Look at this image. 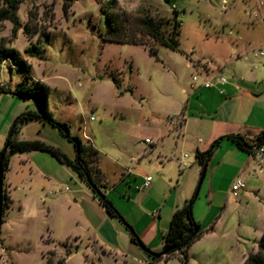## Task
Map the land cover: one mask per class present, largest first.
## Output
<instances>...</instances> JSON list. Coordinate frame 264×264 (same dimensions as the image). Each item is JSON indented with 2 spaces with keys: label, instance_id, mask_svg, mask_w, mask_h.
Masks as SVG:
<instances>
[{
  "label": "rangeland",
  "instance_id": "1",
  "mask_svg": "<svg viewBox=\"0 0 264 264\" xmlns=\"http://www.w3.org/2000/svg\"><path fill=\"white\" fill-rule=\"evenodd\" d=\"M66 1L69 6L65 10ZM4 4L5 0H0V6ZM107 11L150 15L163 21L178 17L182 21L179 49L159 45L147 35L142 36L159 47L157 56L151 55L148 46L143 44L103 40L99 29L106 26ZM17 14L21 27L16 35H13L11 20L5 19L0 23V45L17 48L27 59L31 64V75L50 87L49 112L68 122L73 134L94 142L101 150L109 176L120 172L114 159L126 160V164L132 167L131 155L137 156L151 149L153 143L146 141L149 137L175 161L185 153L189 155L190 166L179 169L184 174L182 186L193 189L194 194L202 171L195 153L197 148L206 150L214 141H210L213 116H216L226 95L233 94L234 90L230 91L232 85L242 94L258 98L254 103L243 99L238 105L252 110L249 123L264 129V56L254 54L255 50L264 48V24L251 23L246 0H20ZM233 42H238L236 52L233 51ZM28 47L30 50L26 51ZM9 63V60L5 62L0 73V88L7 87L10 80L13 86L22 77V68H11ZM194 64L209 68L208 73L198 74ZM216 76L227 78L224 86L227 94H220L215 87L205 88L204 83ZM192 84L196 87L192 88ZM7 93L0 90L1 111L10 97ZM16 97L20 100L19 105L29 103L31 108H36L33 99ZM18 107L17 104L16 110ZM182 111L190 119L189 131L180 132L174 128L171 138L164 137L163 143L158 142V131H165L170 126L168 116L177 117ZM201 117L210 121L209 124L194 121V118ZM11 120L13 122L14 119ZM54 130L63 138L57 129ZM35 132L33 127L24 131L27 135ZM5 138L0 135V151ZM218 148L209 167L207 165L195 201L201 212H205L208 205L206 185L209 174L225 150L222 146ZM141 160L144 161L141 164L144 169L149 165L147 155ZM169 165L177 169L174 161ZM224 167L226 176L234 174L233 167ZM22 175L15 166L16 199L25 198L29 191V186L22 184ZM132 178L133 175L128 179L132 181ZM123 183L128 184L126 180ZM244 189L250 191L252 187L249 184ZM44 196L45 201L39 196L33 197L36 204L34 213L20 218L18 208H15L3 223L0 264H44L51 250L48 237L56 241L65 240V213L70 215L74 210L66 209L60 199L52 200L57 201L58 210L51 216L49 208L53 195L47 193ZM223 206L224 200L220 198L212 212L219 214ZM244 214L241 209L236 210L235 218H230L221 227V230L227 228L230 231L225 239L212 240L204 253L197 251V255L187 261L175 259L169 264H237L235 258L239 246L241 249L244 247L248 254L254 252L258 236L253 232L246 233L251 241L244 245L234 237L239 220L243 225L253 224L249 217L245 220ZM87 244H91L88 238L84 239L77 252L67 258L66 264H150L134 260L132 252H127L128 256L118 262L107 256L102 263L94 250L87 258ZM64 245L73 251L78 243L75 239H68ZM63 256H66L65 248Z\"/></svg>",
  "mask_w": 264,
  "mask_h": 264
},
{
  "label": "crops",
  "instance_id": "2",
  "mask_svg": "<svg viewBox=\"0 0 264 264\" xmlns=\"http://www.w3.org/2000/svg\"><path fill=\"white\" fill-rule=\"evenodd\" d=\"M246 5L250 8L249 15L252 18L251 23L254 25L258 22L264 24V0H246ZM252 11L254 13L258 11L260 17L252 16ZM238 48V42H233V51L236 52ZM260 49L264 48L260 47L258 50H255L254 54L256 56H264L257 54ZM193 66L196 67L198 74H202L203 71L208 73L209 71V68H204L197 64ZM220 77L224 76H216L212 81L207 80L206 82H210L212 85L207 86L205 82L204 86L209 89L215 87L220 94L225 95L227 93L224 86L228 80L225 77L226 81L220 82ZM12 82L10 80V84ZM10 84L8 86H11ZM233 86L230 89V91L234 90L233 94L226 95V99L219 106L216 116H213L210 141L230 133H241L247 138H254L257 133L263 130L260 126L249 123V116L252 110L250 111L246 106L241 107L238 105L243 99L250 100L254 103L258 101V98L242 94ZM191 87H196V84H192ZM7 94H10V97L7 99L8 102L6 101L5 107L2 111L0 110V135H4V137H6L12 123L11 119H14L19 113L27 109H34L31 108L29 103L19 105L21 104L20 100L14 94ZM17 104L19 107L16 110L15 107ZM168 117L171 120L168 122L170 126H167L165 131H158V142L163 143L166 139L164 137L171 138L174 128L180 132L182 130L189 131L187 126L190 119L185 116L183 111L177 117L172 115ZM194 121L203 124H209L210 122L206 121L203 117L194 118ZM31 127L35 129V134H25L24 131ZM18 137L20 139H42L47 143L60 147L71 158L75 157L73 144L64 136L63 138L60 137L54 130V127L48 123L42 121L26 123L23 125ZM150 139V143H153L151 149H147L145 153L137 156L131 155L130 161L133 163L132 167L126 164V160L114 159L113 162L118 164V168L120 169L119 175L115 172L114 176H109L108 170L103 165L101 150L93 141L83 140L92 142L100 151L98 166L102 171L103 182L105 184V186L101 187L102 192L111 199L126 222L128 221L133 225L143 243L150 250L160 252L164 246L162 235L169 228L173 213L193 194V189L182 186L181 181L184 174L179 169L180 167L185 169L191 163L188 161L189 155L187 153H185L187 154V158H185L184 154L179 157V160L175 161L173 157L159 149L158 144L153 142L152 138ZM225 140L228 139H224L219 146V148L221 146L225 148L221 159H219L217 166L212 168L208 177L206 185L208 205L206 211L201 212L198 206L194 204V216L200 223L203 234L189 247V258L195 257L197 251L204 253L205 247L211 245L212 240L217 238L223 240L228 236L230 231L227 228L221 230V227L227 224L230 218H235L234 214L236 210L241 209V211L245 212V220L249 217L253 221V224L248 223V225H243L239 220L234 237H236L240 245L251 241V238L247 237L246 233L253 232L254 235H258L254 243V252H256L264 232V170L257 167L253 153H248L238 148L230 140V143H225ZM146 155L149 160V165L143 169L141 164L144 161L141 159ZM15 158L18 161L14 162ZM172 161L177 165L176 170L173 166L169 165ZM184 161L187 162L185 166L183 165ZM14 165L16 167L18 166L23 174L21 177L22 184L24 185L26 183L25 185L27 187L29 186V191L23 199H16L14 196L15 190L17 189L13 176ZM225 165L234 168L233 175H225L224 172H227L224 167ZM151 173H154V175ZM131 175L134 176L132 181L128 179ZM146 176H151L152 180L146 189H142L140 187L143 185ZM237 178H242L246 183V187L250 184L252 190L243 189L239 196L232 195L231 186ZM124 180L128 182L127 186L124 185ZM4 182L7 194L11 199L5 210L4 222L9 218L15 208H18L20 218H25L27 215L34 213L36 204L33 197L36 199L35 197L39 196V199L44 200L46 198L44 195L47 193L53 195L51 201L60 199L66 209L74 210L70 215L67 212L65 213V240L56 241L51 239L50 236L48 237L50 240L47 239V241L51 245V250L46 255L47 260L51 258L57 261L59 258L64 257L63 248H65L66 257L68 258L74 251L77 252L84 239L88 238L91 244H87L85 248L87 258L90 257L89 253L94 250L102 263H104L107 256H112L118 262L120 258L128 256L127 252H132L134 254L133 259L142 263L169 264L175 259L183 261L181 253L172 256L168 260L152 261L149 252L131 240L130 229L126 223L119 217L108 214L98 195L86 181L75 170L60 162L56 157L46 151L32 150L13 154L10 160V167L6 171ZM13 186L14 188H12ZM220 198L224 200V206L219 214L213 213L212 209L214 204ZM243 199H246V201ZM52 202L49 208V214L51 216L55 214L56 209L58 210L56 206L57 201ZM253 207L255 210H253ZM207 220L208 222H206ZM4 222H2V225ZM68 239H75L78 243L77 249L73 250L70 254H67L68 248L64 245V242ZM237 252L235 258L237 264H243L247 256L253 253H246L244 247L241 249L240 246Z\"/></svg>",
  "mask_w": 264,
  "mask_h": 264
},
{
  "label": "trees",
  "instance_id": "3",
  "mask_svg": "<svg viewBox=\"0 0 264 264\" xmlns=\"http://www.w3.org/2000/svg\"><path fill=\"white\" fill-rule=\"evenodd\" d=\"M20 0H5V4L0 6V23L5 19L13 22V35L21 27L20 19L17 14ZM69 6L68 1L64 3V9ZM167 25V28H164ZM182 31V21L178 18H168L165 21L156 19L150 15H132L127 12L115 13L107 11L106 26L99 29V34L105 41H118L133 44H143L148 46L149 53L153 56L158 55V45H152L144 36H151L159 45H164L174 50L180 46V35ZM29 47L26 51H29ZM10 61V66L21 67L22 77L13 86L0 88L3 92H9L15 96L33 99L36 102V108L27 109L18 114L10 125L5 138L4 146L0 151V159L4 170V180L6 171L10 167L11 156L15 153L32 150L46 151L56 157L60 162L68 165L75 170L79 176L98 195L102 205L109 215L119 217L126 223L131 233V240L142 248L149 249L139 235L136 234L131 225H129L121 215L114 203L102 192L101 187L105 186L103 174L98 166L100 160V151L92 143L84 141L80 136L71 132L70 124L66 121L57 119L48 110V96L50 87L41 80L35 79L31 75V64L25 59L20 51L12 46L0 45V73L6 61ZM32 121H42L56 128L62 136L71 142L75 148V157L71 158L64 150L53 144L47 143L42 139H20L18 137L24 124ZM224 139L232 141L238 148L254 153V147L264 143V129L255 135L254 138H247L241 133H230L216 138L209 148L204 151L197 150L196 157L203 170L207 165L217 147ZM3 183V217L5 210L10 202V196ZM197 190L186 202L175 210L170 221L169 228L163 233V249L165 253L155 256L149 253L152 261L168 260L178 253L182 254V260L189 258L188 249L192 243L200 238L203 229L194 216V204L197 199ZM4 222V218L2 219ZM1 240V238H0ZM72 250H67L70 254ZM67 257H61L57 261L49 258L46 264H66ZM243 264H264V232L258 244V249L247 256Z\"/></svg>",
  "mask_w": 264,
  "mask_h": 264
},
{
  "label": "built area",
  "instance_id": "4",
  "mask_svg": "<svg viewBox=\"0 0 264 264\" xmlns=\"http://www.w3.org/2000/svg\"><path fill=\"white\" fill-rule=\"evenodd\" d=\"M254 16L255 17H260L258 11H256L254 13ZM261 19H263V17H261ZM257 54L264 55V49H260ZM219 81L220 82H225L226 81V78L225 77H220L219 78ZM206 85L207 86H210L212 84L210 82H206ZM146 141L147 142H151V139L150 138H147ZM253 155L255 157L257 167L259 169H261V170H264V143H262L259 146H255L254 147V153H253ZM185 158H187V154H185ZM183 165L184 166L187 165V162L184 161ZM151 180H152V177L151 176H146L145 181H144L143 185L140 188L146 189L150 185ZM245 187H246L245 181L242 178H237L232 183V186H231V193H232V195L239 196L240 195V192Z\"/></svg>",
  "mask_w": 264,
  "mask_h": 264
},
{
  "label": "water",
  "instance_id": "5",
  "mask_svg": "<svg viewBox=\"0 0 264 264\" xmlns=\"http://www.w3.org/2000/svg\"><path fill=\"white\" fill-rule=\"evenodd\" d=\"M205 174H206V168L203 170V174L201 176L200 183H199V186L197 188V193L199 192V188L202 184V181L205 177ZM3 183H4V170H3L1 159H0V234H1L2 219H3ZM143 249H145L147 252H149L150 254L155 255V256H160V255L165 253L164 251L154 252V251L147 249V248H144V247H143Z\"/></svg>",
  "mask_w": 264,
  "mask_h": 264
}]
</instances>
